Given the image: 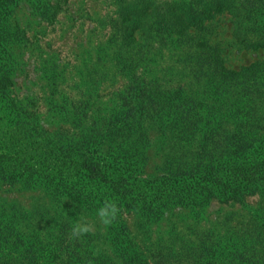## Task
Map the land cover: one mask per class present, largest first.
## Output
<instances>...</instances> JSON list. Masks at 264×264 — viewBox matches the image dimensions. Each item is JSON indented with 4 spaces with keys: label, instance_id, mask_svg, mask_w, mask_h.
<instances>
[{
    "label": "rangeland",
    "instance_id": "374dc122",
    "mask_svg": "<svg viewBox=\"0 0 264 264\" xmlns=\"http://www.w3.org/2000/svg\"><path fill=\"white\" fill-rule=\"evenodd\" d=\"M187 12L198 31H182ZM5 13L0 153L65 170L0 174V264H264V182H213L262 178L264 0H16ZM17 116L34 135H14Z\"/></svg>",
    "mask_w": 264,
    "mask_h": 264
},
{
    "label": "trees",
    "instance_id": "16d2710c",
    "mask_svg": "<svg viewBox=\"0 0 264 264\" xmlns=\"http://www.w3.org/2000/svg\"><path fill=\"white\" fill-rule=\"evenodd\" d=\"M16 0H0V60L4 61L7 59L8 60V54L6 53L7 49L5 46V38L2 35V27H3V21L4 19H2L1 17H3L6 13L7 8L9 7V5L14 2ZM218 2H216L214 4L215 8H212L214 11L218 10ZM143 7H145V10H148L151 6L149 2H145L143 3ZM202 12V11H201ZM183 17V20L180 24V27H182V31H187L188 29L195 27L194 31H198V28L200 29L202 27V21H203V17H198L196 14H194V17H192L188 12L187 14H180ZM2 26V27H1ZM204 29V28H203ZM201 29V31L203 30ZM192 31V32H194ZM217 55V54H216ZM220 70L224 73H233V70L227 68L223 62H221V66H220ZM3 80L2 82H0V87H1V91L3 90V88H5V81L8 82L9 78L5 75H2ZM28 126V122L26 123L23 119L19 118V116H17L15 124H14V135L15 133L20 134L22 137L27 136L26 134H30L29 131L30 129L27 128ZM17 131V132H16ZM30 135H34V133L30 134ZM35 156H33L32 154H19L18 156H16L13 159L7 158L6 156H4L3 153H0V174H3L2 176L5 175V172L9 171L10 169V173H12L15 177V175H19V174H24L26 172H28L29 168L32 171H39V172H43L46 175H50L53 176V172H59L62 171V168L65 170L64 167H62L61 165H59L58 163H53L52 161L49 160V158L45 159V158H41L40 156L34 160ZM13 164V166L10 168V165ZM36 168H33L35 167ZM93 170L94 172H98V168L95 166V168L92 169V167H89V171ZM260 174L262 176V178L259 177V168L256 167L255 170H248V171H239L237 173H232L231 179L227 178L224 179L223 177H221L218 180H213V182L218 185L221 189L223 190H233L232 186L229 185H235V187H240V186H246L248 184H250V181H263L264 182V168L260 171ZM253 177V180H248V178L246 177ZM234 177V178H233ZM242 181H246L245 184L241 185ZM227 183L229 185H227ZM118 188H114V190H117ZM238 188H235V190ZM125 189L122 188L120 191H117V195L121 196L123 191Z\"/></svg>",
    "mask_w": 264,
    "mask_h": 264
},
{
    "label": "clouds",
    "instance_id": "9594fccd",
    "mask_svg": "<svg viewBox=\"0 0 264 264\" xmlns=\"http://www.w3.org/2000/svg\"><path fill=\"white\" fill-rule=\"evenodd\" d=\"M115 211H116L115 205L109 204V205H106L105 208L100 210V215H102V216H108L110 214L115 215ZM84 231H88L87 226H79L78 228L74 229V233L77 235L80 232H84Z\"/></svg>",
    "mask_w": 264,
    "mask_h": 264
}]
</instances>
